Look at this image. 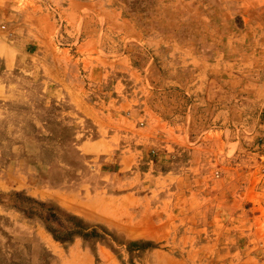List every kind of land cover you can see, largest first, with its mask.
I'll return each mask as SVG.
<instances>
[{"label": "rangeland", "instance_id": "1", "mask_svg": "<svg viewBox=\"0 0 264 264\" xmlns=\"http://www.w3.org/2000/svg\"><path fill=\"white\" fill-rule=\"evenodd\" d=\"M120 2L115 16L88 12L99 28L85 30L94 43L86 47L84 59L75 58L84 36L80 28L70 38L63 13L50 10L56 22L54 49L66 48L65 55H73L67 64L78 68L74 83L84 86L86 102L114 94L109 92L114 84L127 98L136 96L137 103L92 109L47 100L38 105V76L31 69L26 75L17 71L14 81L22 91L2 100L0 264H154L151 250L185 258L186 264H264V246L243 252L240 246H148L144 238L124 246L127 237L105 232L111 225L103 221L117 209L103 196L114 191V171L124 148H138L125 175L134 174L139 187L148 188V98L153 111L170 118L174 130L183 128L186 136L182 145L169 143L167 153L149 154L159 169L177 168L194 145L202 152L195 154L196 161L207 167L209 153L222 167L233 161L242 169L258 163L264 124V0ZM103 14L112 23L119 18L133 23L141 37L104 32ZM160 33L170 44L149 45L148 37ZM107 113L118 118L111 120ZM100 125L108 127L104 138ZM170 203L175 206V200ZM72 216L93 235H81ZM46 224L61 229L58 239ZM72 229L76 232L65 234Z\"/></svg>", "mask_w": 264, "mask_h": 264}, {"label": "crops", "instance_id": "2", "mask_svg": "<svg viewBox=\"0 0 264 264\" xmlns=\"http://www.w3.org/2000/svg\"><path fill=\"white\" fill-rule=\"evenodd\" d=\"M17 2L0 0V105L2 100L9 97L10 92L20 90L14 81L17 71L24 75L36 73L38 76L37 82H34L38 105H45L44 101L47 100L50 105L65 102L92 109L95 106L105 107L109 104L123 107L127 103L129 105L137 103L136 96L127 98L114 84L109 91L114 94L110 93L102 100L86 102L83 97L84 86L74 83V75L78 68L67 64V61L73 62V55L69 57L65 55L67 53L63 50L66 48L61 49V52L54 49L53 32L56 22L50 10L57 9L63 13L69 33L67 35L71 36L70 38L73 39L76 28H80V33L84 36L77 46L79 53L75 58L84 59L88 57L86 47L94 43V37L85 34V30L89 27L99 28V21L92 15L89 16L88 12L97 10L110 14L113 12L115 16L116 8L121 9V2L118 3V0H27L20 4ZM186 2L189 3L191 0H184V3ZM107 17L108 14L106 18L103 14L104 32L116 36L131 34V39L134 40L141 37L140 32L136 31V27L128 20L119 18L112 23ZM110 39L109 37L107 40ZM148 44L163 47L170 43L160 33L154 38L148 37ZM61 54L64 62L57 58ZM120 57L119 55L118 58ZM150 73L148 68V75ZM46 81L48 84H45ZM149 103L148 98V188L144 190L143 187H139L134 174L125 175L131 168L128 161L132 160L134 163L136 160L138 148L136 146L124 148L114 171L117 175L114 191L103 196L117 204L113 217L106 215L103 218L105 223L111 225L105 232L110 230L115 235L120 236L118 233H121L127 237L124 246H129L130 239L135 238L148 239V246H240L242 252L248 251L250 246H264V185L260 182L257 163L248 164L247 168L242 169L233 161L227 167H222L217 165L216 156L212 157L209 153L207 167L196 161L195 154L202 152L194 145L189 151L190 157L177 168L159 169L157 162L152 159L154 157L151 158L149 154H156V151L165 152L169 143L176 142L182 145L186 141V136L183 128L175 131L170 125L172 120L156 114ZM117 116L118 114H108L111 120H115ZM160 127L162 130H158ZM97 129L99 136L104 138L103 134L108 132V127L100 125ZM106 151L107 149L104 150ZM212 172H217L218 175L215 177ZM97 196L101 198L102 194ZM170 200H175V206ZM149 254L154 264H168L169 261L186 264L185 258L171 257L158 250H151ZM243 255L248 256L245 252Z\"/></svg>", "mask_w": 264, "mask_h": 264}, {"label": "built area", "instance_id": "3", "mask_svg": "<svg viewBox=\"0 0 264 264\" xmlns=\"http://www.w3.org/2000/svg\"><path fill=\"white\" fill-rule=\"evenodd\" d=\"M256 157L258 161L257 165L260 182L264 185V124L262 126V133L258 140V150L256 152ZM214 175L217 176V172H214Z\"/></svg>", "mask_w": 264, "mask_h": 264}, {"label": "trees", "instance_id": "4", "mask_svg": "<svg viewBox=\"0 0 264 264\" xmlns=\"http://www.w3.org/2000/svg\"><path fill=\"white\" fill-rule=\"evenodd\" d=\"M52 211V210H51ZM49 215H51V214H49ZM72 218L74 219V221L76 220L77 222H78V224H79V229H80V231H81V235H85V236H90V235H93V233H94V231L93 230H88V231H86L85 230V226H84V224H82V222H81V220L80 219H78V218H76V217H74V216H72ZM75 221V222H76ZM76 222V223H77ZM46 228L53 234V236L55 237V238H59V235H60V233H61V229L58 231V229L57 228H55V227H53V226H51L50 224H46ZM76 229H78V228H76ZM84 229V230H83ZM72 232H76V231H73V229L72 230H70V231H68V232H66L65 234H67V235H69L70 233H72ZM78 234H79V232H77Z\"/></svg>", "mask_w": 264, "mask_h": 264}]
</instances>
